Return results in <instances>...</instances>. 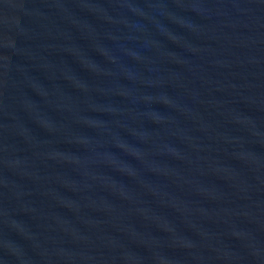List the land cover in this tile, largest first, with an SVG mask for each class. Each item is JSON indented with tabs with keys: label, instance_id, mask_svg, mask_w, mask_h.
I'll list each match as a JSON object with an SVG mask.
<instances>
[{
	"label": "water",
	"instance_id": "water-1",
	"mask_svg": "<svg viewBox=\"0 0 264 264\" xmlns=\"http://www.w3.org/2000/svg\"><path fill=\"white\" fill-rule=\"evenodd\" d=\"M0 264H264V0H0Z\"/></svg>",
	"mask_w": 264,
	"mask_h": 264
}]
</instances>
